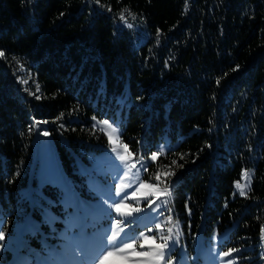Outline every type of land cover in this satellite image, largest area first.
I'll return each mask as SVG.
<instances>
[{"label": "trees", "instance_id": "trees-1", "mask_svg": "<svg viewBox=\"0 0 264 264\" xmlns=\"http://www.w3.org/2000/svg\"><path fill=\"white\" fill-rule=\"evenodd\" d=\"M0 51L5 211L37 182L36 129L78 178L109 146L97 121H120L132 154L158 153L144 179L171 186L188 237L228 231L224 250L264 264V0H0Z\"/></svg>", "mask_w": 264, "mask_h": 264}, {"label": "rangeland", "instance_id": "rangeland-1", "mask_svg": "<svg viewBox=\"0 0 264 264\" xmlns=\"http://www.w3.org/2000/svg\"><path fill=\"white\" fill-rule=\"evenodd\" d=\"M118 132L112 133L115 143L107 148L88 156V161L77 158L78 178H69L61 165L50 131L36 129L34 134V162L37 182L34 186L22 192L21 202L17 209L5 211L0 202V221L3 222L5 239L0 241V264H66L65 258L58 255L63 253L66 245L77 249L79 255L69 257L70 264H98L100 242L111 231H116L115 221L123 220L121 227L124 237H135L138 241L140 234L156 235V243H160L161 224L163 234L173 227V239L169 245L173 264H227L232 259L234 264H242L238 252L229 257L219 254L228 250L222 248V242L228 231L205 236L202 228L189 237L185 233L181 220L176 216L170 197L156 198L147 195L155 191L157 195L169 186L148 182L144 179L145 168L150 158L132 155L130 160H120V154H125L121 142L122 127L120 121L108 120ZM97 125L108 135L111 129L97 121ZM48 136H44V132ZM117 151L113 152L112 148ZM161 145L158 151L163 150ZM128 152H130L128 150ZM136 167L129 172V165ZM248 171L251 179L244 176ZM125 173H128L125 176ZM253 168L246 169L241 179L234 184L235 192L239 194L236 183L245 185L246 194L252 186ZM58 178V179H57ZM131 185L123 193L117 195L121 184ZM141 183L159 185L158 188H144L137 192V198H132L133 191L139 189ZM111 194V198L110 195ZM126 195L127 204L138 207L141 211L132 216H119L112 207L113 203H121L120 196ZM167 198L168 203H163ZM155 201L151 207L149 202ZM37 207L41 216L34 214ZM14 217L13 225L9 226V217ZM172 216V222L167 221ZM178 222V223H177ZM111 229V231H109ZM178 230V231H177ZM150 243V242H149ZM84 251H79V249ZM99 250V251H98ZM137 250H141L137 245ZM148 250V244L145 249ZM264 253V250H263ZM56 256L52 259V256ZM255 257L249 261H255ZM264 259V256H263ZM105 264H125L116 257H110ZM252 264V263H249Z\"/></svg>", "mask_w": 264, "mask_h": 264}, {"label": "snow or ice", "instance_id": "snow-or-ice-1", "mask_svg": "<svg viewBox=\"0 0 264 264\" xmlns=\"http://www.w3.org/2000/svg\"><path fill=\"white\" fill-rule=\"evenodd\" d=\"M97 2H99V0H97ZM187 5L185 6L184 11L187 12ZM120 19L123 20L125 19V17L121 14L120 15ZM129 27H131L132 25H128ZM5 54L3 51H0V57H3ZM13 59H15V57H13ZM21 83L27 84L28 80H22ZM217 83H219V81H217ZM25 91H27V89H25ZM40 88L39 85H36V92H39ZM33 95H35V93H33ZM40 96H36V99H40ZM63 115V114H61ZM94 121L96 120V117L93 116L92 118ZM44 123H47L46 121ZM99 123L103 124V125H107L109 129H111V131L108 133V139L110 143H115V141L113 140V136L112 133H116L118 132V129L116 127H114L108 120H103V121H99ZM103 130V129H102ZM44 136H48L49 133L48 132H44L43 133ZM125 154H120V160L122 161H127L130 160L132 157V153L128 152V145L127 144H123L122 145ZM113 152L117 151L116 147L112 148ZM158 157V153H152L151 154V160L155 161ZM181 159H183V156H181ZM173 165H176L177 162L175 160H173L171 162ZM180 167H183V165H179ZM136 165L135 164H131L129 165V172L132 171L133 168H135ZM146 170V168H145ZM175 175L174 172L172 173H164L165 176L167 175ZM128 173H125V176H127ZM244 176L246 178H248L249 180L251 179L249 172L245 171L244 172ZM58 179V178H57ZM155 180L159 181L161 179V173L159 171L156 172ZM126 187H131V185H125V184H121L120 189L118 190V192L116 193L117 195H119L120 193L124 192V189ZM159 185H154V184H148V183H141L139 185V189L133 191L132 193V198L136 199L137 198V192L140 189H144V188H150V189H155L158 188ZM246 186L245 185H241L239 182L236 183V188L239 189V195L244 196L246 195V192L244 191V188ZM110 198H111V194ZM147 195H156L157 199H160L162 196L163 197H170L172 195L171 192V186L165 188L162 192L159 193V195H157V193L155 191L148 193ZM126 195H121L120 199H121V203H113L112 207L115 209V212L119 215V216H124V217H129L132 216L134 213H137L139 211H141L140 208L138 207H133L131 204H127L124 201L126 200ZM155 201H150L149 202V207L152 206V204H154ZM163 203L167 204L168 200L167 198H165L163 200ZM189 214L191 213V210L189 209ZM167 221L169 223L172 222V216H168ZM124 223L123 220L117 219L115 221V227H116V231H111V229H109V231H111V235L110 236H106L104 237L103 240H101L100 242V248L103 249V251L99 252V256H98V264H105V261H107L110 257H116L119 260H122L125 262V264H173L170 256H171V252L170 249L175 247V244L173 243L172 245H169L168 241L173 239L172 233H173V227H169L167 229V235L163 234V230H162V225L161 224H157L156 228L157 229H161V233L159 236V240L161 241L160 243H156L158 237L156 235H145L144 233H141V239L138 241L135 237H128L127 234H125L124 237H121L120 234L124 232V228L121 227V225ZM178 223V222H177ZM178 231V230H177ZM5 236H4V232H3V222L0 221V241L4 240ZM150 242V243H149ZM145 244H148V250H144L145 249ZM137 245H139V248L141 250H137ZM4 247V245H0V248ZM79 251H84V249H79ZM99 251V250H98ZM237 249H229L228 251L222 252L219 255L223 256V257H229L232 255V253L237 252ZM62 257L65 258L66 264H70L69 262V257H76L79 255V252L77 251V249L72 248L70 245H66L64 248L63 253L58 254ZM56 256H52V259H55ZM227 264H234V260L230 259L227 261Z\"/></svg>", "mask_w": 264, "mask_h": 264}]
</instances>
